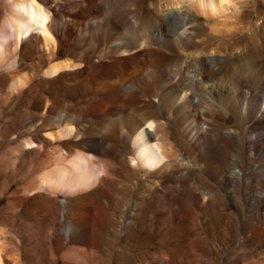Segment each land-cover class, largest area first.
<instances>
[{
  "label": "bare ground",
  "instance_id": "obj_1",
  "mask_svg": "<svg viewBox=\"0 0 264 264\" xmlns=\"http://www.w3.org/2000/svg\"><path fill=\"white\" fill-rule=\"evenodd\" d=\"M3 1L6 13L0 24V84L14 95L29 86L30 79L44 82L41 94L27 104V110L19 116L28 123L25 135L18 133L22 138L19 143L22 148H40L47 145L51 137L59 141L53 147L50 167L38 174L34 189L66 194L67 197L58 201L62 215L73 219L79 213L71 210H80L87 203L89 208L86 209H90L92 201L103 195L107 174L120 172L119 165L126 156L135 166L151 169L154 175L165 173L171 178L176 175L175 180L177 177L178 180L199 179L201 171L198 173V167L197 170L193 167L195 158L171 157L175 147L165 143L161 129L165 121L160 117L167 111L176 113L185 104L200 109L201 113L209 110L212 127H199L196 117L186 126L193 129V137L200 143L199 148L206 150L207 159L218 162L219 167L224 158L215 136H221V132L230 134V128L222 129L223 125L218 124H226L229 119L239 123L240 132L247 133L244 142L249 153L264 155V70L261 64L264 62V12L260 15L256 10L253 18L250 12H242V16L253 21V29L243 39L233 42L240 47V55L235 62L232 61L236 56L227 58L230 64L223 72L216 64L222 57L207 53L205 47H197L201 41L196 38L195 16L198 11L207 17L222 16L228 8L237 12L232 0H194L191 5L180 7L171 5L180 0H166L165 4L146 0ZM130 33L138 36L132 38ZM190 49H197V53L192 55ZM155 54L159 56L160 68L149 74L143 84L131 78V73L136 68L141 69ZM31 64L37 65V73L23 72ZM127 66H132L133 71H126ZM105 70L115 74L110 87L117 92L114 98L119 101L110 99L108 102L114 110L111 122L105 116L106 104L98 100L107 87L102 78ZM106 71L105 74H109ZM82 72H87L89 85L82 84V79L76 81ZM123 104L127 108H123ZM95 121L104 122L103 131L92 132L90 122ZM48 123L54 124L56 129L55 134H48L49 138L38 132L41 126L45 128L44 124L48 127ZM206 132L212 136L209 141L204 138ZM122 143L131 146L125 147ZM241 143L239 141L238 145ZM239 155L233 154L231 165L221 166L219 185L229 187L239 179L243 172ZM162 179L156 180L158 188L163 187L164 193L160 196L176 198L180 183L176 181L174 187H178L174 189ZM231 189L223 191L227 198L233 193ZM206 193L207 190L202 191ZM260 197H264V193L258 195ZM137 198L134 205L141 203L143 193ZM107 202L104 199L110 209ZM130 213L125 209L121 215ZM70 220L65 222L64 239L70 238L76 229ZM1 242L0 264H4Z\"/></svg>",
  "mask_w": 264,
  "mask_h": 264
},
{
  "label": "rangeland",
  "instance_id": "obj_2",
  "mask_svg": "<svg viewBox=\"0 0 264 264\" xmlns=\"http://www.w3.org/2000/svg\"><path fill=\"white\" fill-rule=\"evenodd\" d=\"M146 1L165 4L166 0ZM171 3L172 6L180 7L191 5L194 0ZM232 5L237 8V12L228 8L224 16L207 17L199 11L195 16L196 38L201 41L197 47H205L207 53L222 57L220 64H216L223 72L228 70L230 64L227 58L236 56L232 62L238 60L237 55L241 50L233 42L243 39L253 29V21L248 16H242V12H250L252 18L256 10L260 15L264 12V0H232ZM5 9L4 1L0 0V24ZM129 36L136 38L138 34L130 33ZM197 49H190L191 54L195 55ZM155 55L149 57L151 60L147 59L149 62L146 61V64H149H144L141 69L136 68L131 78L143 84L149 74L158 70L160 59ZM261 64L264 70V62L261 61ZM36 68L37 65L31 64L23 72L37 73ZM132 69V66H127L126 71L131 72ZM105 71L102 78L106 80L107 87L98 100L106 104L105 116L111 122L114 110L108 102L110 99L118 101L114 98L117 92L110 87L115 74L108 70L109 74H105ZM86 74L82 72L74 78L77 82L82 79V84L89 85ZM39 80L30 79V87L14 95L7 92L3 83L0 84V240L4 264H264V197L258 198L264 193V155L255 157L249 153L248 145L244 142L248 135L239 131L237 121L229 119L226 124L218 123L220 127L223 125L222 129L232 130L230 134L221 132V136L224 135L222 137L215 136L224 158L222 160L225 161H221L223 163L220 162L219 167L218 162L216 164L210 158L207 159L206 150L199 148L200 143L193 137V129L186 126L189 120L196 117L199 127H212L208 119L209 110L201 113L200 109L185 104L176 113L167 111V115L165 112L160 117L165 121L162 122L163 128L161 126L163 138L167 145L171 143L175 147L173 156H170L182 155L183 159L194 157L196 164L193 167H198V173L201 171L197 177L200 178L184 177L178 180L177 177L175 180L176 175L173 178L165 173L154 175L151 169L135 166L126 156L124 163L119 165L120 172L110 171L107 174L101 198L94 199L88 210V203L87 207L80 210L72 209L79 216L76 214L71 219L61 214L58 204L59 200L67 197L66 194L35 190V179L50 167L53 147L59 141L51 137L52 140L40 148H22L19 143L22 138L18 133L24 134V128L28 126L19 116L41 94L44 82ZM126 106L123 104L122 107ZM90 123L92 132L103 131L104 122ZM44 125L45 128L41 126L38 130L41 135L49 138L48 134H55L54 124L48 127ZM211 137V134L204 133L206 141L211 140ZM239 141L242 142L240 145ZM123 145L131 146L130 143ZM236 153L240 154L243 172L239 179L231 183L232 186H221L218 182L221 166L231 165L232 156ZM203 175L205 177H201ZM158 179L174 189L178 187H174L178 181L181 187L176 189H180L176 192L178 199L166 195L161 197L163 187L160 185L162 189L158 188ZM183 179L185 181L181 182ZM230 187L233 193L229 199L223 191H229ZM203 190H207L210 195L202 194ZM139 193H143V200L134 205ZM104 199L108 200L110 209L105 206ZM125 209L131 213L121 215ZM69 220L76 225V229L70 238L64 239L65 222Z\"/></svg>",
  "mask_w": 264,
  "mask_h": 264
}]
</instances>
